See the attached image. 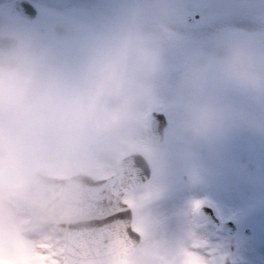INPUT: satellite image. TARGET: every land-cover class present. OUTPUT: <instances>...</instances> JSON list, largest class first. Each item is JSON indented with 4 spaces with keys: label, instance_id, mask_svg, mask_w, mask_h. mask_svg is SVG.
Masks as SVG:
<instances>
[{
    "label": "clouds",
    "instance_id": "obj_1",
    "mask_svg": "<svg viewBox=\"0 0 264 264\" xmlns=\"http://www.w3.org/2000/svg\"><path fill=\"white\" fill-rule=\"evenodd\" d=\"M177 0H114L52 37L0 14V134L52 162L134 142L164 81L167 138L219 156L241 133L264 138V40L219 32L179 61Z\"/></svg>",
    "mask_w": 264,
    "mask_h": 264
},
{
    "label": "rangeland",
    "instance_id": "obj_2",
    "mask_svg": "<svg viewBox=\"0 0 264 264\" xmlns=\"http://www.w3.org/2000/svg\"><path fill=\"white\" fill-rule=\"evenodd\" d=\"M32 1L41 8V22L36 27L41 26L52 37L53 25L58 21L67 20L81 28L114 6V0ZM177 8L182 36L174 53L177 61L185 48L202 45L219 32L264 40V0H177ZM195 13L200 17L194 24L183 22ZM248 13L256 18V26L242 27L238 22L228 21ZM170 86V81L162 82L135 141L117 150L95 148L66 161L52 162L0 134V264H52L51 253L61 236L42 213L23 200L24 185L35 171L55 176L84 172L100 178L113 173L118 160L134 151L144 153L152 168L149 181L134 190L137 195L151 193L137 213V223L154 245L153 255L163 256L194 233L207 242L206 251L213 264H222L231 243L235 244L231 264H264V138L249 133L237 135L225 150L221 168L202 172V153L192 154L167 138ZM151 110L162 111L168 117L164 140L154 148L145 141ZM248 161L254 162L253 173L245 169ZM204 172L217 175L212 179ZM195 188H199V193L193 194ZM202 204L212 206L222 221H235L237 231L227 237L219 227L209 224L198 214ZM245 228L251 230L247 235ZM144 246L142 240L139 249L125 258L123 264H136ZM27 247L31 253L23 255L21 249ZM55 258L61 259L59 255Z\"/></svg>",
    "mask_w": 264,
    "mask_h": 264
},
{
    "label": "water",
    "instance_id": "obj_3",
    "mask_svg": "<svg viewBox=\"0 0 264 264\" xmlns=\"http://www.w3.org/2000/svg\"><path fill=\"white\" fill-rule=\"evenodd\" d=\"M2 14L11 13L24 19H31L33 14L25 18L21 11H15L7 5L1 8ZM188 22H192L191 20ZM57 36H63L76 30L67 22L55 26ZM167 124L165 115L152 111L146 128L147 144L157 146L163 140V127ZM125 159V161H124ZM127 168L133 187L146 182L151 175V167L145 156L139 152L130 153L117 164L116 170ZM249 172L254 167L252 162L246 166ZM115 173V172H114ZM113 174L101 179H94L84 173L69 177H57L35 172L24 187V200L32 207L43 212L54 223L63 238H97L92 252L85 257L87 264H121L125 255L132 253L139 244V238L129 241L126 246L117 245L114 240L102 235L103 225L98 222L101 208L108 206L107 197L112 191ZM199 213L205 216L213 225L220 223L211 207L202 205ZM124 222L120 227L123 228ZM236 229L232 221H225L222 230L231 235ZM226 256L224 264H229Z\"/></svg>",
    "mask_w": 264,
    "mask_h": 264
},
{
    "label": "snow or ice",
    "instance_id": "obj_4",
    "mask_svg": "<svg viewBox=\"0 0 264 264\" xmlns=\"http://www.w3.org/2000/svg\"><path fill=\"white\" fill-rule=\"evenodd\" d=\"M124 161L111 177L113 183L112 191L107 197L108 206L100 210L98 222L103 225L102 235L123 246L137 238L144 240V250L137 257L136 264H213L209 259L210 253L206 251L207 242L199 239L194 233L189 234L181 246L171 249L163 256L153 255L155 247L137 223V213L151 193L136 194L130 173L123 167ZM121 222H124L123 228L120 227ZM96 239L57 238V246L51 253L52 264H87L85 257L92 252ZM57 255L61 259H56Z\"/></svg>",
    "mask_w": 264,
    "mask_h": 264
},
{
    "label": "bare ground",
    "instance_id": "obj_5",
    "mask_svg": "<svg viewBox=\"0 0 264 264\" xmlns=\"http://www.w3.org/2000/svg\"><path fill=\"white\" fill-rule=\"evenodd\" d=\"M228 21H235V22H238V24H241L242 27L245 26V27H254L257 25V20L256 18L253 16V15H250L249 13L247 15L243 14L242 16H236L235 18L234 17H231ZM223 159H225V151L220 154L219 156H210L206 153H202L201 155V168H202V172L207 170V169H212V170H216L217 168H221L222 166V163H223ZM200 172V173H202ZM204 174H209L208 176L212 179L215 178V176L217 175L216 173L214 172H211V173H206L204 172ZM262 185L264 186V183H262ZM199 188H195L193 190V194H197L199 193ZM249 200H252V199H249ZM253 203V201H249V203ZM21 253L23 255H28V253H31L29 252L28 250V247H27V250L26 249H21Z\"/></svg>",
    "mask_w": 264,
    "mask_h": 264
},
{
    "label": "flooded vegetation",
    "instance_id": "obj_6",
    "mask_svg": "<svg viewBox=\"0 0 264 264\" xmlns=\"http://www.w3.org/2000/svg\"><path fill=\"white\" fill-rule=\"evenodd\" d=\"M11 1H13V0L0 1V7H1V5L3 3L11 2ZM29 1L32 2V4H33L34 8L36 9V11H35V15H34L33 19L31 21H28V22L31 23L32 25L36 26V24H39L41 22V8H40V5L36 4L32 0H29ZM199 17H200V14H199ZM37 28L40 29L43 32V29L41 28V26H38ZM53 35H54V37H57L56 34H55L54 29H53Z\"/></svg>",
    "mask_w": 264,
    "mask_h": 264
}]
</instances>
